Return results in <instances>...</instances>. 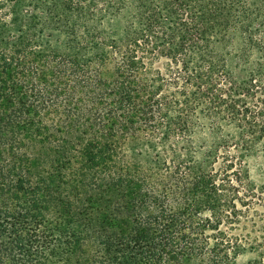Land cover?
Returning a JSON list of instances; mask_svg holds the SVG:
<instances>
[{
    "label": "trees",
    "instance_id": "obj_1",
    "mask_svg": "<svg viewBox=\"0 0 264 264\" xmlns=\"http://www.w3.org/2000/svg\"><path fill=\"white\" fill-rule=\"evenodd\" d=\"M71 2L44 17L62 22ZM38 26L0 27V264H237L246 235L232 231L263 201L243 152L264 112L239 90L209 100L208 127L239 132L196 151L189 104L150 83L135 38L86 55L87 37L61 49Z\"/></svg>",
    "mask_w": 264,
    "mask_h": 264
},
{
    "label": "rangeland",
    "instance_id": "obj_2",
    "mask_svg": "<svg viewBox=\"0 0 264 264\" xmlns=\"http://www.w3.org/2000/svg\"><path fill=\"white\" fill-rule=\"evenodd\" d=\"M54 2L0 0V27L7 25L16 34L19 20L26 23L35 15L40 43L64 49L71 41L73 48L80 37H87L82 52L86 55L109 49L119 39L135 38L150 83L162 85L161 95L171 107L180 100L189 104L194 150H201L216 135L235 138L239 132L222 117L215 129L208 127L209 100L223 106L239 90L251 109L264 112V75L251 79L252 88L247 85L264 51V0H73L74 9L63 13V21L51 24L43 13ZM250 140L243 154L263 201L252 199V214L232 233L246 235L240 241L244 252L237 264H264V130Z\"/></svg>",
    "mask_w": 264,
    "mask_h": 264
}]
</instances>
